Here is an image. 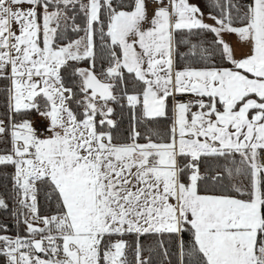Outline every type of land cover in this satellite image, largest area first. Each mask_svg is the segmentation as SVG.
I'll return each instance as SVG.
<instances>
[{
	"label": "snow or ice",
	"instance_id": "snow-or-ice-1",
	"mask_svg": "<svg viewBox=\"0 0 264 264\" xmlns=\"http://www.w3.org/2000/svg\"><path fill=\"white\" fill-rule=\"evenodd\" d=\"M0 181V264H264V0H0Z\"/></svg>",
	"mask_w": 264,
	"mask_h": 264
},
{
	"label": "trees",
	"instance_id": "trees-1",
	"mask_svg": "<svg viewBox=\"0 0 264 264\" xmlns=\"http://www.w3.org/2000/svg\"><path fill=\"white\" fill-rule=\"evenodd\" d=\"M193 2H196V0H193ZM201 7H203V5H201ZM205 11H207V9H205ZM3 181H0V183H2Z\"/></svg>",
	"mask_w": 264,
	"mask_h": 264
},
{
	"label": "crops",
	"instance_id": "crops-1",
	"mask_svg": "<svg viewBox=\"0 0 264 264\" xmlns=\"http://www.w3.org/2000/svg\"><path fill=\"white\" fill-rule=\"evenodd\" d=\"M240 54H241V53L238 51V52H237V55L239 56Z\"/></svg>",
	"mask_w": 264,
	"mask_h": 264
},
{
	"label": "rangeland",
	"instance_id": "rangeland-1",
	"mask_svg": "<svg viewBox=\"0 0 264 264\" xmlns=\"http://www.w3.org/2000/svg\"><path fill=\"white\" fill-rule=\"evenodd\" d=\"M209 23H211V21H208Z\"/></svg>",
	"mask_w": 264,
	"mask_h": 264
}]
</instances>
